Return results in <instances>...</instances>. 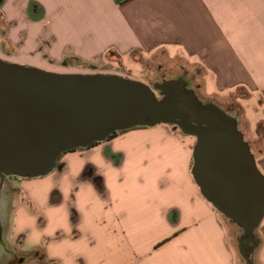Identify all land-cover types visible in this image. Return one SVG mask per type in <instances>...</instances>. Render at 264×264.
Instances as JSON below:
<instances>
[{"label":"crops","instance_id":"obj_1","mask_svg":"<svg viewBox=\"0 0 264 264\" xmlns=\"http://www.w3.org/2000/svg\"><path fill=\"white\" fill-rule=\"evenodd\" d=\"M11 1L0 0V58L53 67L165 51L199 68L204 91L209 83L217 97H258L254 130L264 121V0H74V18L96 19L74 24V43L49 28L42 1L14 0L21 20L7 14ZM194 144L158 125L68 153L48 176L17 186L6 232L41 264H105L104 242L116 244L114 264H238L191 176ZM256 163L264 175V154ZM258 231L264 264V219ZM97 239L102 251L80 263L75 250Z\"/></svg>","mask_w":264,"mask_h":264},{"label":"water","instance_id":"obj_2","mask_svg":"<svg viewBox=\"0 0 264 264\" xmlns=\"http://www.w3.org/2000/svg\"><path fill=\"white\" fill-rule=\"evenodd\" d=\"M158 125L195 139L191 176L202 197L240 231L239 252L254 264L264 175L236 115L201 99L185 76L149 86L115 74L55 73L0 58L1 178L48 176L62 154ZM2 193L1 182L0 202Z\"/></svg>","mask_w":264,"mask_h":264},{"label":"rangeland","instance_id":"obj_3","mask_svg":"<svg viewBox=\"0 0 264 264\" xmlns=\"http://www.w3.org/2000/svg\"><path fill=\"white\" fill-rule=\"evenodd\" d=\"M44 5L48 8V18L51 29L54 31L61 32V38H65L66 41L74 43V24L76 27L81 25V22L84 23H93L96 19L92 18H74V0H40ZM16 5V6H15ZM7 14H9L10 18H15L16 20H21L20 11H19V4L12 0L9 3V7L6 9ZM47 18V20H48ZM45 20H41V29L39 30L40 33H44L43 27L45 25ZM38 33L39 36H43ZM13 54V51L10 52V55ZM5 61L13 63H21L20 65L34 67L38 69H48L56 71L55 73H84V74H115L124 78H129L133 80L140 81L144 84L152 86L153 84L162 81L163 79H172L178 76H185L186 78L191 80V87L197 92L198 96L201 99H208L214 101L216 104L220 105L222 108L227 110L229 113L236 115L239 120V129L242 131L244 135V139L249 142L251 151L255 156V159H259L261 155L264 154V121L261 122L258 126L257 131L255 126V121L263 115V109L259 110V112H254L252 109L253 104H256L258 101V97H255V101L247 102L242 101L246 97V94L241 91H237L234 95H228L224 97H217L213 95L216 90L211 84L206 85V91H204V84L201 82V76L198 75L199 68L196 66H191L182 58H175L170 59L165 51H158L153 54L147 55H139L134 54L132 57L126 56L122 58L120 61H115L114 59L105 58L99 63H81V62H74L73 60H65L59 64H56L53 67L48 66H41L39 63L35 61H22L16 58H13L12 61L8 60L7 58H2ZM39 66V67H38ZM45 70V71H48ZM48 71V72H53ZM213 95V96H212ZM240 99V101H239ZM224 106H223V104ZM227 107V108H226ZM246 115V116H245ZM247 118V120L245 119ZM248 120L251 123V130L248 129ZM164 126V125H163ZM172 133L181 135V132L171 126L165 125ZM246 134H244V132ZM193 138V137H189ZM195 140V139H194ZM65 156V155H64ZM63 156V157H64ZM62 157V158H63ZM260 169V167H258ZM57 167L55 168V170ZM54 170V171H55ZM53 171V172H54ZM12 180H15L12 181ZM26 181L24 178H15L9 179L4 183L3 193L1 194V215L3 219L4 228V235L3 241L8 246V249L12 250V253H8V258H3V264H11L13 261L14 255L17 256L16 258L23 259L25 261L24 264H41L36 260L31 258V255L19 249L15 242L10 239L6 230L10 225V218L9 214L11 211V206L9 205V200L12 194L17 193L18 189L17 186H20L22 182ZM11 204V201H10ZM9 211V214H8ZM216 211V210H215ZM217 212V211H216ZM219 214V213H218ZM220 216L222 224L224 225L228 237L230 239L231 245L234 247L236 252V260L238 264H246L245 260L241 256L239 252V247L237 243V237L240 231L233 227L227 219L223 216ZM259 230V229H258ZM259 234V231H258ZM260 236V235H259ZM85 239V238H84ZM260 246L254 254L253 262L254 264H260L259 261V252L262 247V241L260 240ZM101 240L96 242H87L82 241L79 251L75 250L76 252H80L81 257L77 260L82 263L83 261H91L87 258V255H97L98 252L102 251ZM5 247V246H4ZM32 246H26L25 249H28ZM6 251V247L4 248ZM104 254L106 255L105 264L110 263L114 264L118 259L114 256L117 255V248L116 244L112 242H104ZM87 258V260H86ZM22 261V262H23ZM14 264H18V262H13ZM12 263V264H13Z\"/></svg>","mask_w":264,"mask_h":264},{"label":"flooded vegetation","instance_id":"obj_4","mask_svg":"<svg viewBox=\"0 0 264 264\" xmlns=\"http://www.w3.org/2000/svg\"><path fill=\"white\" fill-rule=\"evenodd\" d=\"M58 166V165H57ZM56 166V167H57ZM15 179V178H17V177H15V176H10V177H5V178H1L0 177V183H1V181H2V184H3V189H4V183L6 182V181H8L9 179ZM42 178V177H41ZM26 181H30V180H35V179H27V178H24ZM36 179H38V178H36ZM12 181H14L15 182V180H12ZM4 228H5V226L3 225V234H2V236H0V264H3V258H8V255L10 254V253H12V250H10V249H8V246L6 245V243L3 241V235H4ZM7 248L6 249V251H5V247ZM247 246H249V245H247ZM14 252V251H13ZM9 253V254H8ZM25 263V261H23V262H18V264H24Z\"/></svg>","mask_w":264,"mask_h":264},{"label":"trees","instance_id":"obj_5","mask_svg":"<svg viewBox=\"0 0 264 264\" xmlns=\"http://www.w3.org/2000/svg\"><path fill=\"white\" fill-rule=\"evenodd\" d=\"M143 128H148V127H137V128L131 129V130L143 129ZM128 131H130V130H128ZM128 131L116 132V133H114L113 135H111V136L108 138V140H106V141H109V140H111V139H114V138H116V137H118V136H120V135H122V134H124V133H126V132H128ZM101 143H102V142H101ZM101 143H94V144H93L91 147H89V148H92V147H94V146H97V145H99V144H101ZM89 148H86V149H89ZM81 150H84V149H77V150H75V151H81ZM66 154H68V153H66ZM66 154H62V155L59 157V159H58V161H57V165L59 164V162H60V160L62 159V157H63L64 155H66Z\"/></svg>","mask_w":264,"mask_h":264},{"label":"bare ground","instance_id":"obj_6","mask_svg":"<svg viewBox=\"0 0 264 264\" xmlns=\"http://www.w3.org/2000/svg\"><path fill=\"white\" fill-rule=\"evenodd\" d=\"M2 182V181H1ZM16 255V254H15ZM14 255V257H13V261L11 262V264L13 263V262H22L23 261V259H20L19 257L18 258H16L17 256H15ZM14 264V263H13Z\"/></svg>","mask_w":264,"mask_h":264}]
</instances>
